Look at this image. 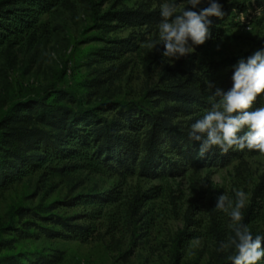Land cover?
I'll return each instance as SVG.
<instances>
[{
	"label": "trees",
	"instance_id": "1",
	"mask_svg": "<svg viewBox=\"0 0 264 264\" xmlns=\"http://www.w3.org/2000/svg\"><path fill=\"white\" fill-rule=\"evenodd\" d=\"M220 3L224 5L225 16L211 18L212 38L195 46V51L207 50L223 37L224 23L233 13L245 15L244 24L255 23L263 36L237 57L196 61L194 56H186L189 60H180L164 71L161 79L164 88L148 92L153 98L148 102L151 106L111 100L89 106L72 94L54 89L3 101L0 104V197L15 184L35 175L52 191L57 187L53 180L78 173L121 180L158 179L177 177L190 167L207 168L226 163L231 150L222 155L214 148L199 157V142L189 141L187 129L210 108L211 93L205 88L206 81L214 84L213 91L215 88L228 90L232 84V66L237 60L264 47V15L257 12L264 8V0H220ZM68 5L69 0H0V59L15 47L30 48L48 38L50 26L44 17H51L58 9H68ZM101 19L111 31L136 27L151 30L156 29L161 17L159 10L149 12L140 8L109 12ZM107 43L108 47L95 53L99 61H119L124 54L137 50L131 38ZM120 68L125 70L127 62H120ZM262 104L264 100L258 97L249 111ZM73 193L70 191L64 200L49 205L11 207L8 221L0 223V264L55 263V257H38L32 262L28 253L16 250L15 244L20 239L33 237L35 232L47 238L84 241L94 233L93 222L101 219L103 205L117 203L132 248L147 244L153 219L146 203L154 200L155 195L136 193L122 198L114 189L105 194ZM61 207H82L83 211L62 216L55 213ZM247 221L246 217L243 222ZM249 228L254 235H264V231ZM211 235L214 250L206 264H231L228 252L217 251L220 242L233 235L231 229L226 231L214 221ZM184 238L182 241L198 237L189 231Z\"/></svg>",
	"mask_w": 264,
	"mask_h": 264
},
{
	"label": "rangeland",
	"instance_id": "2",
	"mask_svg": "<svg viewBox=\"0 0 264 264\" xmlns=\"http://www.w3.org/2000/svg\"><path fill=\"white\" fill-rule=\"evenodd\" d=\"M162 3L160 0H69L68 9H58L51 17H44L50 26L48 38L30 48L15 47L6 58L0 59L3 70L0 104L25 94L54 89L72 94L89 106L104 100L151 106L148 102L153 98L148 92L164 88L161 81L164 71L180 60L189 59L183 57L171 65L164 64L162 71L163 45L147 47L157 39V27L111 31L101 18L106 13L125 9L160 11ZM178 3L182 4L183 0ZM244 23L245 15L233 13L224 23L225 33L217 43L188 56H194L196 61H216L244 54L263 36L255 23L249 26ZM129 38L137 50L124 54L119 61H99L95 56L97 50L109 46L108 41ZM120 62H127L125 70H121ZM53 182L57 187L49 191V185L35 175L4 192L0 197V223L8 221L10 208L18 204L35 208L62 201L70 191H74L73 195L105 194L114 189L122 198L136 193L156 196L146 203L153 219L150 237L147 244L132 248L120 204L103 205L101 219L93 222L94 233L84 241L47 238L38 232L29 239L18 240L16 250L28 253L32 262L38 257H55L53 264H206L214 250L213 222L230 230L228 217L215 208L216 198L225 193L235 199L236 190L247 193L242 210L244 219L248 218L245 224L264 231V154L259 152L232 151L223 165L190 167L177 177L121 180L78 173ZM82 211V207H61L55 213L72 216ZM189 231L198 238L182 241ZM177 257H180L178 262Z\"/></svg>",
	"mask_w": 264,
	"mask_h": 264
},
{
	"label": "clouds",
	"instance_id": "3",
	"mask_svg": "<svg viewBox=\"0 0 264 264\" xmlns=\"http://www.w3.org/2000/svg\"><path fill=\"white\" fill-rule=\"evenodd\" d=\"M206 5V6H205ZM220 0H164L160 5L157 24V39L147 47L154 49L163 45L161 70L164 64L195 52V46L203 45L212 38L213 20L225 16ZM264 15V8L257 10ZM218 51L220 45L217 44ZM231 87L224 91L215 88L209 80L205 88L211 93L210 108L188 125L189 141L199 142V157L214 148L220 154L231 151L254 150L264 154V104L254 110L253 102L259 97L264 100V47L248 57H240L232 66ZM163 71V70H162ZM247 203V193L235 191V199L223 193L216 198L215 208L229 219L233 235L221 241L217 251L228 252L231 264H261L264 262V235H254L244 221L243 209Z\"/></svg>",
	"mask_w": 264,
	"mask_h": 264
}]
</instances>
